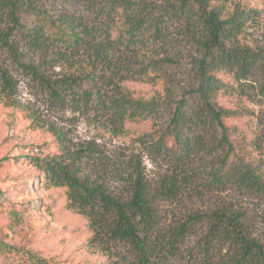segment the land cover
<instances>
[{
  "label": "trees",
  "instance_id": "1",
  "mask_svg": "<svg viewBox=\"0 0 264 264\" xmlns=\"http://www.w3.org/2000/svg\"><path fill=\"white\" fill-rule=\"evenodd\" d=\"M223 2L0 0V51L16 65H21L22 49L42 55L38 65L24 66L26 73L54 102L73 112L91 114L98 124L116 134L125 123L154 118L163 107L156 98H133L123 83L163 79L166 67L178 65L176 56L162 50L167 46V24L173 18L181 19L187 41L198 54L191 63L195 85L186 93L197 96L201 105L186 111L188 98H181L151 148L170 157L175 168H182L194 152H200L192 146V136L217 125L221 129L218 146L226 151L202 180V188H224L227 184L251 188L258 185L253 168L243 161L230 162L234 147L223 123L227 112L216 106V97L226 85L217 75L235 69L241 87L255 75L257 94L264 97V52L250 55L239 51L237 36L247 12L234 8L226 14ZM55 64L64 65L67 72L52 79L44 72ZM15 88L9 71L0 67V96L11 97ZM169 140L171 146H167ZM57 148L62 150V145L57 144ZM94 151L86 147L75 155L30 156L28 161L43 175L46 185L65 190L68 202L87 220L92 240L126 249L116 264H166L167 256L174 255L203 221L208 228L197 245L203 264H264V231L254 235L243 213L226 207L210 215L194 213L162 232L155 203L179 197L181 181L175 172L162 179L154 191L138 174L128 201L120 202L107 192L98 176L91 178L84 168L85 161L96 156Z\"/></svg>",
  "mask_w": 264,
  "mask_h": 264
},
{
  "label": "rangeland",
  "instance_id": "2",
  "mask_svg": "<svg viewBox=\"0 0 264 264\" xmlns=\"http://www.w3.org/2000/svg\"><path fill=\"white\" fill-rule=\"evenodd\" d=\"M223 5L226 14L234 8L247 12L237 36L239 51L250 55L264 52V0H224ZM184 29L182 20L176 18L166 26L167 46L162 51L176 56L178 65L166 67L163 79L123 83L135 99L162 101L159 114L125 123L116 134L98 124L91 114L73 112L54 102L26 73L24 66L38 65L42 55L22 49L21 65H16L0 51V67L9 71L16 86L11 97L0 96V264H116L118 255L126 254L120 245L108 247L92 240L87 220L68 202L65 190L46 185L43 175L28 161L30 156L75 155L86 147L94 148L96 156L85 161L84 168L91 178L98 176L107 192L120 202L128 201L138 174L154 191L162 179L175 172L181 181L179 197L155 203L162 232L188 215H210L222 207L243 213L254 235L264 231V97L257 94L255 75L241 87L235 69L218 73L226 88L217 95L216 106L227 112L223 123L234 147L230 162L250 165L257 175V186L202 188V180L226 151L218 146L221 129L217 125L192 136V146L200 152H194L182 168H175L170 157L151 148L181 98H188L186 111L201 105L197 96L186 93L195 85L191 63L198 54ZM55 65L45 68L47 77L54 79L67 72L64 65ZM171 145L169 140L167 146ZM207 228L205 221L197 224L165 263L203 264L197 245Z\"/></svg>",
  "mask_w": 264,
  "mask_h": 264
}]
</instances>
